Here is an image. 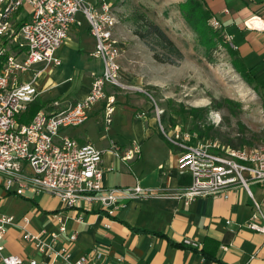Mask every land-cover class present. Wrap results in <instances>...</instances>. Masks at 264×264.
Returning a JSON list of instances; mask_svg holds the SVG:
<instances>
[{"label": "crops", "instance_id": "obj_1", "mask_svg": "<svg viewBox=\"0 0 264 264\" xmlns=\"http://www.w3.org/2000/svg\"><path fill=\"white\" fill-rule=\"evenodd\" d=\"M205 1L255 75L256 84L264 89V24H260L264 22V0ZM76 20L71 28L74 39L69 36L63 44L72 48L62 45L57 51L62 64L46 66L41 62L33 67L40 72L38 85L42 94L37 101L44 104L41 109L56 111L84 99L90 92L94 74L102 70V60L93 56L96 40L88 20L81 12ZM247 21L251 28L246 26ZM121 29L118 27L122 37L129 38ZM117 39L123 50L125 42ZM149 52L151 63L154 60ZM66 63L71 65L70 69L62 67ZM120 65L123 74L127 61L122 58ZM50 66L53 69L48 71ZM32 75H24L22 81ZM124 89L131 92L121 93L107 86V95L114 94L116 99L110 124L106 120L105 99L93 106L84 124L63 129L61 135L80 144L92 143L104 151L103 184L107 187L139 183L166 192H179L191 180L189 172H182L179 166V148L161 131L158 118L148 114L150 103L134 93L147 90L141 86ZM56 102L60 105L56 106ZM113 143L123 153L137 143L140 151L134 158L122 160L115 154ZM252 188L256 198L263 200L260 187L253 185ZM56 213L68 216V232L77 235L75 241L61 235L56 244L57 248L66 246L73 260L94 252V264H264V235L245 225L239 226L253 213L252 199L245 188L232 191L228 198L201 197L189 204L176 197L131 200L110 216L99 204L89 210H69L57 197L45 192L31 196L6 195L0 179V214L15 218L8 229L6 253L35 257L51 264H70L63 257L41 253L35 244L23 238L25 231H57ZM25 217L30 219L28 223ZM227 220L232 223L228 224ZM186 237L202 242L203 252L185 246ZM47 240L51 238L47 236ZM0 264H3L1 260Z\"/></svg>", "mask_w": 264, "mask_h": 264}, {"label": "built area", "instance_id": "obj_2", "mask_svg": "<svg viewBox=\"0 0 264 264\" xmlns=\"http://www.w3.org/2000/svg\"><path fill=\"white\" fill-rule=\"evenodd\" d=\"M79 12L85 15L96 40L93 56L102 60L101 72L94 74L90 92L84 99L56 111L40 109L30 123H21L18 117L42 94L38 85L40 72L33 69L34 65L62 64L57 51L68 39ZM118 22L109 0H0V179L4 194L31 196L45 192L57 197L69 210H89L99 204L113 216L131 200L176 197L189 204L201 197L228 198L232 191L245 188L252 199L253 213L239 226L245 225L264 235V143L236 148L218 140H202L195 133L181 129L168 133L158 112L161 131L179 148V166L191 177L187 186L172 193L139 183L105 186L104 151L92 143L80 144L61 135L63 129L84 124L93 106L105 99L106 120L110 124L116 99L114 94L107 95V86L137 87L122 82L119 62L122 49L115 34ZM211 23L223 28L215 17ZM246 26L252 27L248 21ZM227 37L231 41L232 38ZM27 73H33L32 77L22 81ZM113 149L122 160L134 158L140 151L137 143L124 153L114 143ZM253 185L260 187L263 200L256 198ZM54 219L58 222L57 231H25L23 238L35 244L41 253L63 257L70 264H94V252L73 260L66 246L56 247L61 235L71 241H75L77 235L68 232V216L56 213ZM24 220L30 221L28 217ZM14 221L13 216L0 214L2 263L51 264L5 252L8 229ZM227 223L231 224L232 220ZM183 244L194 249L202 247V242L190 237L184 238Z\"/></svg>", "mask_w": 264, "mask_h": 264}, {"label": "rangeland", "instance_id": "obj_3", "mask_svg": "<svg viewBox=\"0 0 264 264\" xmlns=\"http://www.w3.org/2000/svg\"><path fill=\"white\" fill-rule=\"evenodd\" d=\"M110 1L119 19L116 37L125 42L119 59L120 63L122 58L127 61L122 82L147 90L134 93L150 103L148 114L158 118L160 113L166 132L173 133L177 129L196 131L200 136L203 134L199 137L202 140H218L236 148L264 143V89L256 85L257 82L248 83L234 68L233 58L227 49L231 41L224 30L212 25L224 39L212 59H208L202 39L192 30L181 10L185 0ZM136 8L147 12L165 28L182 49L184 59L178 65L160 63L154 58L149 63L150 48L133 33L131 16ZM118 27L129 38H123ZM73 35L71 30L69 36L72 39ZM64 46L72 48L68 44ZM62 67L70 69L71 65L66 63ZM50 68L53 69L52 66L47 67L48 71ZM145 78L150 80L143 81ZM158 80L163 83H157ZM114 88L121 93L131 92L122 87Z\"/></svg>", "mask_w": 264, "mask_h": 264}, {"label": "trees", "instance_id": "obj_4", "mask_svg": "<svg viewBox=\"0 0 264 264\" xmlns=\"http://www.w3.org/2000/svg\"><path fill=\"white\" fill-rule=\"evenodd\" d=\"M181 10L192 30L202 39L208 59H212L214 51L218 49L219 43H222L224 39L212 26V10L207 6L205 0H185L181 5ZM131 21L133 23V33L146 43L156 61L178 65L184 59L182 49L175 43L167 30L151 18L147 12L136 8L131 16ZM215 36L219 37L218 40H216ZM227 49L233 58L234 68L248 83H256L255 75L247 68L239 51L230 43L227 44ZM43 105L41 101L36 100L26 112L18 117V120L21 123H30ZM191 133L197 134L196 131H191ZM201 135L203 136V134ZM197 136L202 137L198 134ZM194 140L195 137L193 138ZM198 250L203 252V249Z\"/></svg>", "mask_w": 264, "mask_h": 264}, {"label": "bare ground", "instance_id": "obj_5", "mask_svg": "<svg viewBox=\"0 0 264 264\" xmlns=\"http://www.w3.org/2000/svg\"><path fill=\"white\" fill-rule=\"evenodd\" d=\"M260 24H261V26H263L264 22L262 21V22H260ZM261 26H260V27H261Z\"/></svg>", "mask_w": 264, "mask_h": 264}]
</instances>
